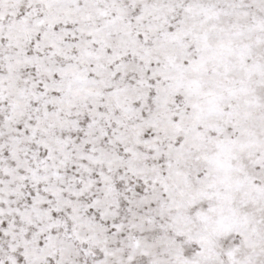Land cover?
<instances>
[{
  "label": "snow or ice",
  "instance_id": "snow-or-ice-1",
  "mask_svg": "<svg viewBox=\"0 0 264 264\" xmlns=\"http://www.w3.org/2000/svg\"><path fill=\"white\" fill-rule=\"evenodd\" d=\"M0 264H264V0H0Z\"/></svg>",
  "mask_w": 264,
  "mask_h": 264
}]
</instances>
